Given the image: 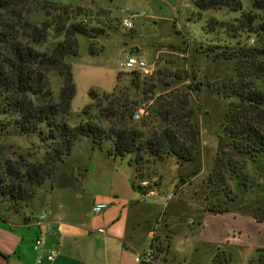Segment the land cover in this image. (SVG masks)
<instances>
[{
    "label": "rangeland",
    "instance_id": "1",
    "mask_svg": "<svg viewBox=\"0 0 264 264\" xmlns=\"http://www.w3.org/2000/svg\"><path fill=\"white\" fill-rule=\"evenodd\" d=\"M45 1L82 7L87 14L82 20L104 31L94 38L79 33L78 55L67 58L77 87L73 115L91 102V90L112 92L118 73L119 88L132 90L131 71L120 67L129 55L143 61L151 71L141 78L156 85L155 97L202 84L191 94L201 141L195 159L183 161L169 156L151 164L144 177H136L134 166H128L129 156L109 159V141L94 147L90 139L83 137L60 164L54 178L52 206L56 214L62 213L58 205L69 215L76 204L92 221L108 208L104 203L106 209L101 215L93 213L94 205L99 204L94 199L111 196L117 190L121 198L137 201L136 213L149 221L143 222L147 232L140 250L151 249L147 234L156 231L159 221L160 238L166 243L171 241L166 254L174 263L213 264L219 254V264H256L264 253L259 252L264 249V150H257L255 156L235 150L222 122L237 98H227L207 84L218 85L234 73L233 61L215 60L226 45L235 49L254 46L264 43V37L246 42V34L233 25L238 14L221 9L199 16L195 0H30L33 22L45 20L40 9ZM253 2L243 0L244 8L250 10ZM126 10L140 14L135 16L132 30L121 24ZM206 24L209 35L204 31ZM60 84L58 76L50 75L52 90L58 92ZM143 131L148 135L147 127ZM261 131L264 133V123ZM43 154L37 136H21L0 100V162L16 160L19 155L38 162ZM153 178L157 180L158 196L144 197L138 183ZM61 192L66 195L60 196ZM76 192H81L82 197L76 198ZM6 204L0 206L7 207ZM32 212L36 220L42 213Z\"/></svg>",
    "mask_w": 264,
    "mask_h": 264
},
{
    "label": "trees",
    "instance_id": "2",
    "mask_svg": "<svg viewBox=\"0 0 264 264\" xmlns=\"http://www.w3.org/2000/svg\"><path fill=\"white\" fill-rule=\"evenodd\" d=\"M195 5L199 16L221 9L238 14L233 25L246 34V42L264 37V0H254L248 11L243 0H195ZM40 9L46 18L37 23L31 19L30 0H0V100L19 134H35L44 150L38 162L29 161L27 155L0 162V203L20 212L46 181L54 180L60 164L83 137L94 147L109 141L108 154L113 158L129 156L136 177H144L156 160L174 156L191 161L198 156L201 141L191 94L201 83L155 97L156 85L136 71L130 72L132 90L120 89L118 73L112 92L91 90V102L73 115L77 87L67 58L78 55L79 33L94 38L104 31L82 20L87 15L82 7L45 1ZM204 31L210 34L208 24ZM219 59L233 61L234 73L218 85H207L227 98H237L229 105L222 127L238 153L255 156L257 150H264V43L239 49L226 45L215 55ZM52 74L61 80L58 92L51 89ZM141 108L145 114L135 120ZM146 127L148 135L143 131ZM219 257L213 264H219ZM256 264H264V253Z\"/></svg>",
    "mask_w": 264,
    "mask_h": 264
},
{
    "label": "crops",
    "instance_id": "3",
    "mask_svg": "<svg viewBox=\"0 0 264 264\" xmlns=\"http://www.w3.org/2000/svg\"><path fill=\"white\" fill-rule=\"evenodd\" d=\"M109 159L117 158L110 156ZM50 182V185L41 186L35 198L18 213L0 206V264H144L137 263L135 259L147 249L139 248L147 232L143 222L149 221L136 213L137 201L121 198L116 190L111 196L94 199L95 202L108 204V208L92 221L76 204L69 215L63 213L62 205H58L62 213L56 214L52 206L56 188L54 180ZM62 190L70 192L69 188ZM83 191L85 194L86 190ZM65 193L61 192L60 196H65ZM81 197L82 193L76 192V198ZM34 210L46 212V219L41 225L36 223ZM159 224L158 221L155 232L147 234L150 247L155 250L153 264H181L174 263L166 254L171 248V241L166 243L160 238ZM99 229L105 232L99 233ZM40 236L44 237L45 245L36 251L35 241ZM52 250H56L57 255L53 262H47V253ZM40 259L43 263H38Z\"/></svg>",
    "mask_w": 264,
    "mask_h": 264
},
{
    "label": "built area",
    "instance_id": "4",
    "mask_svg": "<svg viewBox=\"0 0 264 264\" xmlns=\"http://www.w3.org/2000/svg\"><path fill=\"white\" fill-rule=\"evenodd\" d=\"M126 14V17L121 20V24L125 29L132 30L133 29V20L135 16L140 15L139 13L130 12V10L123 11ZM120 67L125 71H136L140 73L142 76H148L151 74V71L148 69L146 64L138 60L135 56H127L125 60L120 63ZM145 108H141L135 115V120H140L141 116L145 114ZM138 186L141 189V192L144 197H153L158 195L157 189V180L153 179H141L138 183ZM106 209V205L104 203H99L94 205L93 212L97 215L101 214ZM46 219V213L42 212L38 217L37 224L41 225ZM104 229H99V233H104ZM45 245V239L43 236H40L35 241L34 249L36 251L42 249ZM57 255L56 250L49 251L46 256L47 262H53ZM155 260V251L153 248L148 249L139 256L136 257L135 261L137 263L144 264H153ZM38 263H43V260H39Z\"/></svg>",
    "mask_w": 264,
    "mask_h": 264
}]
</instances>
